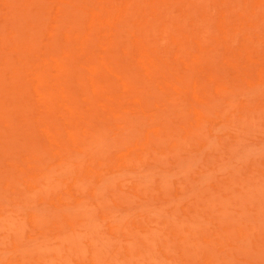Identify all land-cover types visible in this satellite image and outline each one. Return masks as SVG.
Instances as JSON below:
<instances>
[{
    "label": "rangeland",
    "instance_id": "1",
    "mask_svg": "<svg viewBox=\"0 0 264 264\" xmlns=\"http://www.w3.org/2000/svg\"><path fill=\"white\" fill-rule=\"evenodd\" d=\"M0 264H264V0H0Z\"/></svg>",
    "mask_w": 264,
    "mask_h": 264
}]
</instances>
